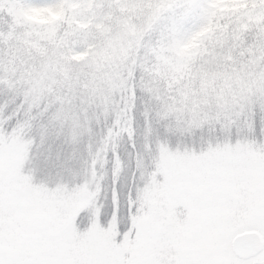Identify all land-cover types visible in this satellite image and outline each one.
Here are the masks:
<instances>
[{"label": "rangeland", "instance_id": "rangeland-1", "mask_svg": "<svg viewBox=\"0 0 264 264\" xmlns=\"http://www.w3.org/2000/svg\"><path fill=\"white\" fill-rule=\"evenodd\" d=\"M190 1L136 0L133 16L121 18L116 31L77 63L66 57V33L52 28L42 42L45 30L29 25L27 32L11 0H0V101L6 98L0 103V150L13 168L35 186L67 187L69 180L95 172L93 161L104 175L109 154L121 157L119 139H130L139 128L133 147L137 168L145 171L160 149L191 156L225 144L264 163V54L237 70L197 80L166 74L161 66L171 58V31ZM138 100L142 119L134 129L130 116ZM6 108L10 113L4 115ZM234 131L239 139L231 145ZM129 158L122 162V193L129 183ZM145 202L156 216L179 218L172 196L157 187L135 202L140 215L134 224L144 222ZM50 207L74 214L87 210L98 222L104 204L81 193ZM118 225L114 211L109 228L115 232Z\"/></svg>", "mask_w": 264, "mask_h": 264}, {"label": "snow or ice", "instance_id": "snow-or-ice-1", "mask_svg": "<svg viewBox=\"0 0 264 264\" xmlns=\"http://www.w3.org/2000/svg\"><path fill=\"white\" fill-rule=\"evenodd\" d=\"M238 139L234 131L230 144ZM129 148L123 193L124 157L117 161L110 153L104 175L93 161L96 171L83 179L45 188L29 182L0 150V264H264V163L225 144L191 156L160 149L145 171L137 168L133 143ZM157 187L172 196L179 218L156 216L145 202L144 222L134 224L135 202ZM81 193L104 204L98 222L87 210H51ZM114 211L115 232L109 228Z\"/></svg>", "mask_w": 264, "mask_h": 264}, {"label": "trees", "instance_id": "trees-1", "mask_svg": "<svg viewBox=\"0 0 264 264\" xmlns=\"http://www.w3.org/2000/svg\"><path fill=\"white\" fill-rule=\"evenodd\" d=\"M120 1L130 4L122 8ZM135 1L11 0L27 32L30 25L45 30L42 39L52 28L54 32L66 33L69 37L66 57L77 63H83L116 31L121 18L133 16L137 11ZM170 53L171 58L161 65L166 74L191 80L216 77L245 66L264 54V0H191L184 19L172 28ZM139 91L138 88L136 95ZM3 100L0 103H6V98ZM139 110L138 100L129 115L131 128L136 129L135 122L142 119ZM6 111L4 115L10 113L7 108ZM155 129L162 127L155 125ZM139 132L140 128L130 139H119L118 152L124 162L127 154L132 155L129 144Z\"/></svg>", "mask_w": 264, "mask_h": 264}, {"label": "water", "instance_id": "water-1", "mask_svg": "<svg viewBox=\"0 0 264 264\" xmlns=\"http://www.w3.org/2000/svg\"><path fill=\"white\" fill-rule=\"evenodd\" d=\"M243 241H244V236H240V237L238 238V242L243 243Z\"/></svg>", "mask_w": 264, "mask_h": 264}]
</instances>
